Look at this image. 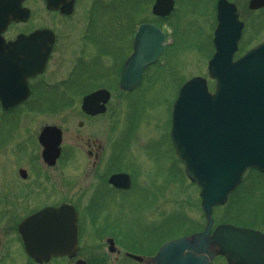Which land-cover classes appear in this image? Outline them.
I'll use <instances>...</instances> for the list:
<instances>
[{"label": "rangeland", "instance_id": "obj_1", "mask_svg": "<svg viewBox=\"0 0 264 264\" xmlns=\"http://www.w3.org/2000/svg\"><path fill=\"white\" fill-rule=\"evenodd\" d=\"M146 1L109 0L111 12L106 9L102 15L109 11L110 18L103 16L96 28L106 34L110 48H116L115 41L120 34L126 39L127 51L134 27L138 23L155 21L166 34L163 54L147 68L137 92L126 100L114 96L108 105L107 116L85 128L100 140L107 136L109 154L111 147L117 145L115 150L121 158L118 166L130 172L134 180V188L121 196L110 190L107 194V190L101 188V196L97 198L99 211L95 217L99 223L106 219L108 224L115 226L121 232V238L130 237L138 244V249L128 248L132 250L129 253L141 255L153 253L161 243L205 225L199 191L182 176L181 165L170 146L169 129L179 85L197 76L207 79L216 24L212 0H175L173 13L167 20H154L149 8L152 2L150 5L151 0ZM230 1L236 5L244 24L238 56L264 40V11H249L247 0ZM135 4H141V14L137 17L132 7ZM27 8L31 12L28 20L31 26L51 23L53 16L40 0H28ZM111 61L110 77L114 74ZM107 88L113 93L115 86L111 84ZM41 109L45 111H38L37 106L32 110L22 107L9 114L0 110V264H33L24 254L14 228L18 220L47 204L76 203L80 199L85 204L92 194V191L85 192L82 198L79 188L81 182H92L84 181V171L88 174L84 152L67 145L79 132L77 109L73 105L48 103L41 104ZM50 124L62 127L65 143L59 165L47 169L36 158L39 149L35 136L42 126ZM19 169L26 171L25 180L19 177ZM213 219L214 226L222 222L264 233V174L251 172L245 175L229 201L214 210ZM83 229L80 258L88 262L92 256L98 258L100 264L132 263L121 256L115 260L116 255H109L104 243H99L96 249H88L91 227L84 224ZM214 262L224 264L221 258H215ZM49 264H73V261L57 260Z\"/></svg>", "mask_w": 264, "mask_h": 264}, {"label": "water", "instance_id": "obj_2", "mask_svg": "<svg viewBox=\"0 0 264 264\" xmlns=\"http://www.w3.org/2000/svg\"><path fill=\"white\" fill-rule=\"evenodd\" d=\"M21 1L0 0V33L10 22L28 18L29 12L21 8ZM45 1L48 10L59 5L66 13L70 9L64 0ZM172 9L173 0H156L152 13L166 17ZM248 9H264V0H249ZM216 18L215 52L207 65L208 76L215 82L214 91H209L203 78L195 77L184 83L173 104L170 130V140L184 166L185 176L199 189L206 226L203 232L190 238L165 243L145 264H214L212 260L216 256L224 257L226 264H264L263 234L227 224L212 230V209L226 203L245 171L264 173V42L234 60L243 23L235 6L226 0H218ZM47 34H50L47 30L36 31L8 45H3L0 38V56L4 62L22 53L23 44L40 42L33 48L37 50L38 61L30 62L29 69L22 70L24 79L8 84L6 63L0 69L3 109H11L27 98L25 78L42 71L51 48L52 38ZM164 38L155 25L139 27L134 53L126 61L119 80L121 89L131 90L139 83L144 68L161 54ZM108 97L105 91L89 95L82 109L88 114L102 112L99 103H106ZM60 138L54 127L44 128L39 136L42 158L49 166L54 165L59 155ZM19 175L26 178L23 170ZM110 182L123 188L129 185L126 175L113 176ZM17 231L24 252L36 264L55 257L73 258L78 251L76 214L68 205L45 207L27 216L18 224ZM109 250L113 252L112 243ZM127 257L142 261L132 255ZM75 264L85 262L77 260Z\"/></svg>", "mask_w": 264, "mask_h": 264}, {"label": "flooded vegetation", "instance_id": "obj_3", "mask_svg": "<svg viewBox=\"0 0 264 264\" xmlns=\"http://www.w3.org/2000/svg\"><path fill=\"white\" fill-rule=\"evenodd\" d=\"M27 1L28 0L22 1L23 7H27ZM40 1L45 6L44 0ZM64 1L66 5L70 4L68 13L61 11V5H59L58 9L56 10L47 11L53 16L49 25L42 24L40 26H31L28 21L10 23L6 27L5 31L0 35L3 41L7 44L9 42L15 41L19 36H29L35 30L39 29H49L53 33L51 51L48 55L43 72L26 79V83L29 88V95L27 99L18 107L6 114L13 113L22 107H25L26 110L28 108L32 110L35 106H37L39 109L38 111L43 112L45 110L41 109V104L47 103L56 106L58 104H68L75 106L77 109V126L79 128V132H77L78 134L73 135L70 143L67 145L69 148H74L82 153L84 152L86 168H88V174L86 170L84 171V181L89 179V181L92 182H81L79 188L82 189V198L84 195H86L85 192L92 191V194L85 204H83V199L78 200L76 203L63 201L47 204L31 211L27 215L34 213L35 211H38L44 207H58L60 205L72 206L77 214V242L79 247L77 257L75 259H52V261L49 263L56 262L57 260H84L80 258L79 254H81V248H83L82 235H84L83 227L84 224H86L91 227L90 237L86 246L88 249H96L99 247V243H104L103 245L107 247V253L109 255H116L115 260H118V256H121L123 260L132 262L131 264H138L126 256V253H129V251H136V249H138V247L136 248L138 244L134 243L130 237L124 236L121 238V232L117 231L115 226L108 224L106 219H102L99 223L98 218L95 217L97 215V211H99L97 210V198L101 196V188H105L107 190V194L110 190L121 196L134 188L133 176L126 169L118 166V164L121 162V158L116 151L118 149L117 145L114 144L111 147L112 152L109 154L107 151V148H109L106 140L107 136L104 135L105 138L100 140L98 136L96 137L94 134L86 132L85 128L89 125V123L100 121L107 116L108 105L114 96H118L123 98V100H126L129 95H133L134 92H137L140 89L142 81L135 89L130 92L121 91L119 89V76L127 58L133 52L134 36L138 26L142 23H138V25L134 27V32L131 33L128 41L127 51L125 46L126 39L122 38L120 34V38L115 41L117 43L116 48H110V44L107 43L106 34L101 33L96 28V25L103 20V16L107 15V18H110L109 11L107 14L102 15L106 9H109L111 12L112 7H110L109 0ZM154 1L155 0H151L150 5L151 2L153 4ZM146 2L148 3L149 0ZM212 2L215 9L217 0H212ZM112 5L113 3L111 6ZM174 5H176L175 0ZM132 7L136 14L135 17L141 14V4H135V7L134 5H132ZM149 8L151 9V7ZM153 18L155 20V17ZM113 19L119 20L123 18L114 17ZM118 22H114V24ZM146 23L152 24L153 22L147 21ZM39 44L40 42L30 43V45L33 46H37ZM28 45L29 43L26 46ZM29 53L30 52L28 51L26 56L24 51L23 53H19L16 56L12 55L7 59V62H11L12 65H10L8 68L11 69L10 71H13L10 74H7V78L14 80L16 78L14 73L15 71H17L16 75L18 77V71H21V68L24 67L25 64L29 63L31 60L32 62L36 61L35 57L32 59L29 57ZM109 60H112L111 62L114 68V74L112 77H110ZM4 61L5 60L0 57V63ZM1 76L4 77L3 74H1ZM111 84H114L115 86L113 93L107 88L108 85ZM98 90H106L110 94V98L105 104L104 112L96 114L85 113L81 109L83 99ZM50 126H55L60 129L62 135V142L60 146L61 153L53 167H47L41 160L42 148L38 142L39 132L35 136L36 148L39 149V153L36 158L38 159L39 163L47 169L55 168L59 165V162L63 159L65 143L62 127L60 125L57 126L53 124H50ZM80 131H83V133ZM122 174L129 176V185L127 188L109 183V178L111 176ZM110 243H112L113 252L109 250ZM128 248L132 250H129ZM157 250L148 255L134 253L129 254L141 257L145 262L150 260L151 257L156 254ZM104 258L106 259L105 256ZM88 259V262L87 260H84L86 264L90 262L91 264H100V260H98V258L91 256ZM124 264L128 263L125 262Z\"/></svg>", "mask_w": 264, "mask_h": 264}, {"label": "trees", "instance_id": "obj_4", "mask_svg": "<svg viewBox=\"0 0 264 264\" xmlns=\"http://www.w3.org/2000/svg\"><path fill=\"white\" fill-rule=\"evenodd\" d=\"M232 195H233V194H232ZM232 195H231V196H232ZM231 196H230V197H231Z\"/></svg>", "mask_w": 264, "mask_h": 264}]
</instances>
